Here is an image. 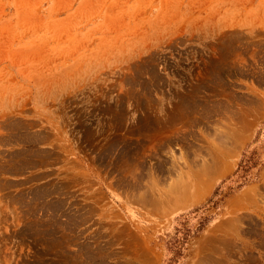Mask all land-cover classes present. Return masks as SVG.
Listing matches in <instances>:
<instances>
[{
  "label": "rangeland",
  "instance_id": "rangeland-1",
  "mask_svg": "<svg viewBox=\"0 0 264 264\" xmlns=\"http://www.w3.org/2000/svg\"><path fill=\"white\" fill-rule=\"evenodd\" d=\"M0 264H264V0H0Z\"/></svg>",
  "mask_w": 264,
  "mask_h": 264
}]
</instances>
